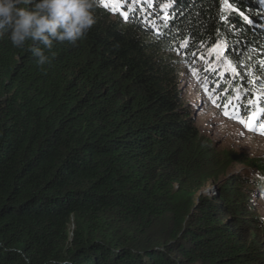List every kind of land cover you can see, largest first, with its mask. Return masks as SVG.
I'll return each mask as SVG.
<instances>
[{"label":"trees","instance_id":"1","mask_svg":"<svg viewBox=\"0 0 264 264\" xmlns=\"http://www.w3.org/2000/svg\"><path fill=\"white\" fill-rule=\"evenodd\" d=\"M166 4L94 0L44 68L0 39V264H264V158L199 131L179 72L222 42L226 103L264 110V0Z\"/></svg>","mask_w":264,"mask_h":264},{"label":"clouds","instance_id":"2","mask_svg":"<svg viewBox=\"0 0 264 264\" xmlns=\"http://www.w3.org/2000/svg\"><path fill=\"white\" fill-rule=\"evenodd\" d=\"M137 1L139 0H130V4ZM100 2L102 6L106 3L105 0ZM125 2L126 0H117L119 10L116 11L110 5L114 4L112 1L108 3V8H104L123 18L120 12H125L122 8ZM93 9L94 0H0V39L6 37L18 49L25 48L30 41L31 46L27 50L35 57L37 66L44 68L55 56L52 51L55 44L68 42L75 45L87 35L96 22ZM221 44L222 42H218L223 52L224 46ZM207 54L213 58L214 65L220 66L223 63V56L218 58V54L210 50ZM220 72H223L222 68ZM197 79L203 81L202 88L214 87L210 97L216 98L223 108L222 105L227 100V95L223 92L227 86L224 75L216 72L213 80ZM232 102L235 103L236 100L233 98Z\"/></svg>","mask_w":264,"mask_h":264},{"label":"rangeland","instance_id":"3","mask_svg":"<svg viewBox=\"0 0 264 264\" xmlns=\"http://www.w3.org/2000/svg\"><path fill=\"white\" fill-rule=\"evenodd\" d=\"M111 1L119 7L117 0H105L106 3ZM166 2H171V0H160L157 4L159 6L155 4V0H144V5H148L150 11L155 12L158 7H161V10L170 8V5ZM114 4L110 5L114 7ZM222 56L218 54L217 57ZM179 64L181 66L179 72L180 82L183 86L184 103L191 110L199 131L209 136L221 149L235 150L250 156L264 158V135H257L256 132L244 130L243 125L226 118L222 112L224 109L217 107L219 104L215 100L216 98L210 97L214 87L202 88L203 81L197 79L213 80L216 75L215 66L210 61H201L196 56H191L188 60L179 58ZM226 66L229 67V64H226ZM234 168L238 173L244 175L241 168L238 166H234ZM211 187L212 184H208L204 189L205 191L213 190ZM253 202L255 203L256 215L264 217V202L258 199Z\"/></svg>","mask_w":264,"mask_h":264},{"label":"snow or ice","instance_id":"4","mask_svg":"<svg viewBox=\"0 0 264 264\" xmlns=\"http://www.w3.org/2000/svg\"><path fill=\"white\" fill-rule=\"evenodd\" d=\"M103 7L108 8L109 4L108 3H104ZM113 10H119L118 6H114ZM120 14L127 20L128 19V15L126 12H120ZM181 48L187 49L189 47V42L187 40H184L181 42L180 44ZM211 52L216 53V54H220V55H226V53L221 51V46L218 44H215L214 42V46L211 47L210 49ZM229 66H231L229 64ZM211 71V70H210ZM217 107H221V105H217ZM224 111L223 114L226 117H229L231 119L237 120L241 125H243L245 128L249 129L250 131H254L259 133L260 135H264V122L259 123V125L257 126L256 121L258 119L259 113H252L251 115L247 116L246 118L244 116L241 115L240 109L231 104V101H229L228 103H225L222 105ZM230 107L232 109H234L233 111H230Z\"/></svg>","mask_w":264,"mask_h":264}]
</instances>
